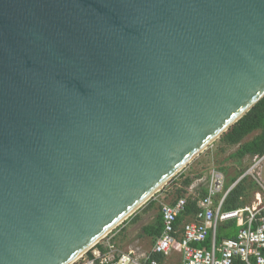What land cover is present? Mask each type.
<instances>
[{
    "label": "water",
    "instance_id": "obj_1",
    "mask_svg": "<svg viewBox=\"0 0 264 264\" xmlns=\"http://www.w3.org/2000/svg\"><path fill=\"white\" fill-rule=\"evenodd\" d=\"M264 96V0H0V264H72Z\"/></svg>",
    "mask_w": 264,
    "mask_h": 264
},
{
    "label": "built area",
    "instance_id": "obj_2",
    "mask_svg": "<svg viewBox=\"0 0 264 264\" xmlns=\"http://www.w3.org/2000/svg\"><path fill=\"white\" fill-rule=\"evenodd\" d=\"M245 178L254 183L251 202L224 210L223 202L229 191ZM224 186L223 172L211 166L206 194L201 199L202 208L192 220L183 223L180 232L175 222L185 211L186 197L181 196L171 203H161L162 232L141 261L134 257L133 251L114 254V246L107 242L103 246L104 252L96 244L89 248L90 256L87 255L80 264H159L152 254L168 256L175 246L181 253L178 264H264V152L253 155L237 179L226 189ZM228 221L235 222L236 234L218 241V226ZM204 243L206 245H198Z\"/></svg>",
    "mask_w": 264,
    "mask_h": 264
},
{
    "label": "trees",
    "instance_id": "obj_3",
    "mask_svg": "<svg viewBox=\"0 0 264 264\" xmlns=\"http://www.w3.org/2000/svg\"><path fill=\"white\" fill-rule=\"evenodd\" d=\"M251 135V136H250ZM250 136L248 139L246 137ZM218 140L226 145H238L233 156L237 160L242 159L244 156H253L255 154H262L264 152V96L260 98L240 119H238L234 124H232L225 132H223ZM219 169L223 172L225 176V186L226 189L236 178L244 171V169L235 170L231 173L228 167L221 166ZM202 175L200 173L190 175V174H179V179L176 180L172 177L169 180L168 187H166V193H170L177 199L178 197L185 196L187 194V189L191 184L199 179ZM254 190V183L252 180L241 179L228 193L224 202L223 209L231 210L238 206H241L247 202H250L251 191ZM206 194V189L204 186H198L196 189L192 190V193L188 194L186 197L185 211L180 214L175 222L176 227L181 223V221L188 217L190 219L195 212L202 208L201 199ZM241 197V198H240ZM173 201V200H172ZM155 202L150 198L146 203L145 207H148ZM135 215L129 216L130 219L134 218ZM127 218V219H129ZM126 219V220H127ZM124 220V221H126ZM123 221V222H124ZM228 228V230H225ZM162 216L158 212L154 222L148 224L142 228V231L151 237L154 241L162 232ZM237 228L233 222L223 223L218 226L217 239L224 237H234ZM178 237H175V242ZM97 242L96 245L101 249L102 252L105 248ZM90 256V253L87 252ZM160 253L152 254V257L159 260Z\"/></svg>",
    "mask_w": 264,
    "mask_h": 264
},
{
    "label": "rangeland",
    "instance_id": "obj_4",
    "mask_svg": "<svg viewBox=\"0 0 264 264\" xmlns=\"http://www.w3.org/2000/svg\"><path fill=\"white\" fill-rule=\"evenodd\" d=\"M251 136V135H250ZM250 136L246 137L248 139ZM238 145H226L218 140V138L209 144L205 149H203L194 159H192L184 168H182L175 177L176 180L179 179L178 175L181 174H190L194 175L200 173L202 176L197 179L191 185L192 188H197L198 186H204L207 183L208 171L211 166L216 167H228V170L231 173H234L235 170L245 169L247 164L250 162L249 156H244L242 159H238L233 156ZM169 182V181H168ZM166 183L163 188L156 191L154 195L151 197L155 202L152 205L145 207L143 204L133 215L136 216L133 219H127L126 221L120 223L111 232H109L105 237L100 239L99 242H105L106 239H111V244L114 246V254L120 253V248H126L127 245H135L139 237H142L144 243H148V245L152 244L150 237L146 236L142 227L145 224L152 223L158 212L160 211L161 203H168L169 200H173L175 197L170 193L164 192L166 187H168L169 183ZM252 197L250 196V201ZM132 215V216H133ZM117 235V236H116ZM121 235L123 244H120L118 241V237ZM104 246V245H103ZM89 250V251H88ZM85 253L82 254L75 262L72 264H80L84 258L88 255L87 252L90 253V249H88ZM122 252V251H121ZM127 252V251H123ZM141 261V259H140Z\"/></svg>",
    "mask_w": 264,
    "mask_h": 264
},
{
    "label": "crops",
    "instance_id": "obj_5",
    "mask_svg": "<svg viewBox=\"0 0 264 264\" xmlns=\"http://www.w3.org/2000/svg\"><path fill=\"white\" fill-rule=\"evenodd\" d=\"M250 158L252 157V156H249ZM249 164V163H248ZM248 164H247V166H248ZM246 166V167H247ZM208 178V177H207ZM237 179V178H236ZM247 179V178H246ZM249 180V179H248ZM196 181V180H195ZM194 181V182H195ZM193 184V183H192ZM191 184V185H192ZM191 187V186H190ZM188 188L187 189V194L185 195V197H187V195L188 194H190V193H192V190L193 189H196V188ZM204 187H205V189L207 190V183L204 185ZM253 191V190H252ZM252 191H251V193H252ZM251 197H252V195H250ZM179 198V197H178ZM241 198V197H240ZM176 200V199H175ZM174 199H173V201L172 200H169V202L168 203H171V202H174L175 201ZM251 202V201H250ZM247 203H249V202H247ZM246 204V203H245ZM244 205V204H243ZM243 205H241V206H243ZM241 206H238V207H241ZM237 208V207H236ZM160 212V211H159ZM196 213V212H195ZM194 213V214H195ZM184 214V213H183ZM194 214H193V216L190 218V219H188V217H185L182 221H181V223L178 225V230H179V232L181 231V228H182V225H183V223L184 222H186V221H190V220H192L193 219V217H194ZM133 219V218H132ZM154 222V221H153ZM152 222V223H153ZM228 222H233L234 223V225H235V227L237 228V226H236V224H235V222L234 221H228ZM228 222H223V223H228ZM152 223H148V224H152ZM223 223H221V224H223ZM148 224H145L144 226H146V225H148ZM220 224V225H221ZM219 225V226H220ZM143 226V227H144ZM142 227V228H143ZM218 230V229H217ZM225 230H228V228H226ZM237 231V230H236ZM144 233V232H143ZM145 234V233H144ZM181 234V233H180ZM180 234H179V236H177V237H180ZM235 234H236V232H235ZM146 235V234H145ZM117 236V235H116ZM146 236H148V235H146ZM235 236V235H234ZM148 237H150V236H148ZM224 238H226V237H224ZM216 239H217V232H216ZM222 239V238H221ZM221 239H217L218 241L219 240H221ZM150 240L152 241V243H153V240L151 239V237H150ZM116 241H118L120 244H123L124 242L122 241V237H121V235L118 237V239L116 240ZM111 243V239L110 238H108V239H106L105 240V242L103 243H101L100 245H104L105 246V244L106 243ZM134 242H136V244L135 245H127L126 246V248H120L121 250L119 251V252H123V251H133V254H134V257L135 258H137V259H142L145 255H147L149 252H150V250H151V246H152V244H150V245H148V243H144V241L142 240V237H139L137 240H134ZM199 246H202V245H206V243H204V244H198ZM158 262H159V264H178L179 262H180V260H181V253H180V250L178 249V247L177 246H175L174 248H173V251H172V253L170 254V255H168V256H165V255H163V254H160L159 255V260L158 259H156Z\"/></svg>",
    "mask_w": 264,
    "mask_h": 264
},
{
    "label": "bare ground",
    "instance_id": "obj_6",
    "mask_svg": "<svg viewBox=\"0 0 264 264\" xmlns=\"http://www.w3.org/2000/svg\"><path fill=\"white\" fill-rule=\"evenodd\" d=\"M82 254H83V253H82ZM82 254H80L79 256H77V257L72 261V263L75 262L79 257H81Z\"/></svg>",
    "mask_w": 264,
    "mask_h": 264
}]
</instances>
